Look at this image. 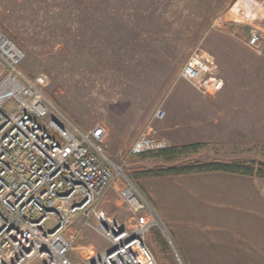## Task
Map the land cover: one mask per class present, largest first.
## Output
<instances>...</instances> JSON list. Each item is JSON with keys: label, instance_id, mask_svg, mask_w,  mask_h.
<instances>
[{"label": "rangeland", "instance_id": "1", "mask_svg": "<svg viewBox=\"0 0 264 264\" xmlns=\"http://www.w3.org/2000/svg\"><path fill=\"white\" fill-rule=\"evenodd\" d=\"M254 29L264 37V0H0V32L25 52L23 72L30 78L47 76L46 96L82 131L106 126L105 153L125 177L119 176L99 208L128 228L132 216L121 197L126 179L135 170L163 165L155 158L130 156V149L150 133L149 125L165 121L169 110L175 114L182 105L199 111V94L179 77L197 48L218 63L231 61L236 48L249 52V86L227 88L233 96H245L246 114L227 120L232 126L228 142L205 144L181 161L264 163V57L239 41ZM159 109L166 112L163 120L155 118ZM146 181L133 184L149 200ZM252 189L260 206L251 214L264 222V181ZM86 221L77 216L69 230L75 236L74 264H86L108 248L93 228L96 221L89 220L92 226ZM147 244L159 264H176L172 244L157 230ZM205 250L202 262L185 264H258L230 262L233 252L227 246L209 243ZM259 253L264 256V246Z\"/></svg>", "mask_w": 264, "mask_h": 264}, {"label": "built area", "instance_id": "2", "mask_svg": "<svg viewBox=\"0 0 264 264\" xmlns=\"http://www.w3.org/2000/svg\"><path fill=\"white\" fill-rule=\"evenodd\" d=\"M240 43L264 57V37L252 30ZM25 52L0 32V264H74L69 232L77 216L93 226L108 248L86 264H159L147 244L157 230L172 244L176 264H185L158 210L131 181L121 191L133 224L128 228L99 208L123 172L105 153L108 130L97 124L82 131L46 96L45 75L30 78L21 69ZM180 79L198 94L215 99L223 89L220 66L208 51L194 50ZM155 118L163 120L159 109ZM150 133L129 155L170 148Z\"/></svg>", "mask_w": 264, "mask_h": 264}, {"label": "crops", "instance_id": "3", "mask_svg": "<svg viewBox=\"0 0 264 264\" xmlns=\"http://www.w3.org/2000/svg\"><path fill=\"white\" fill-rule=\"evenodd\" d=\"M233 53L231 61L218 63L223 81L219 95L215 99L196 96L199 111H188L182 105L175 114L169 110L165 121L149 125L155 137L167 140L170 147L228 142L232 126L227 120L244 118L246 111L245 96H233L227 88L249 86L246 81L252 71L245 48H236ZM258 181L208 173L149 180L144 189L187 263L202 262L205 245L211 243L229 247L232 263L260 264L264 263L259 253L264 246V222L251 214L260 206L258 192L252 189ZM191 218L196 219L194 226L185 224Z\"/></svg>", "mask_w": 264, "mask_h": 264}, {"label": "trees", "instance_id": "4", "mask_svg": "<svg viewBox=\"0 0 264 264\" xmlns=\"http://www.w3.org/2000/svg\"><path fill=\"white\" fill-rule=\"evenodd\" d=\"M204 147L205 144H192L170 147L162 151L138 156L158 159L163 162V165L151 169L135 170L132 177H129L130 181L134 183V180L149 181L208 173H224L264 181V163L255 160L232 162L181 161L189 155L197 154Z\"/></svg>", "mask_w": 264, "mask_h": 264}]
</instances>
